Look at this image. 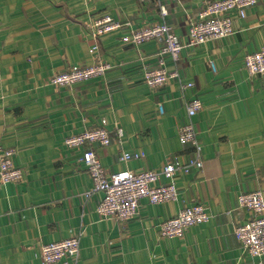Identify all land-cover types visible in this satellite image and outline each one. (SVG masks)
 <instances>
[{"label":"crops","instance_id":"0c3cea01","mask_svg":"<svg viewBox=\"0 0 264 264\" xmlns=\"http://www.w3.org/2000/svg\"><path fill=\"white\" fill-rule=\"evenodd\" d=\"M204 1L0 0V151L14 150L22 174L0 184V264H40L43 244L77 234L78 257H66L65 264H264V255L245 253L234 234L253 217L237 196L259 189L264 198V76L244 67L246 55L264 45V0L247 7L243 18L232 13L228 36L189 46V20ZM102 15L122 26L92 35L90 21ZM160 22L183 47L177 61H164L177 75L150 87L145 71L160 66L162 42L129 39ZM97 62L110 69L70 86L49 82L70 65ZM196 97L203 105L193 118L202 165L175 174L177 199L142 198L139 214L126 221L98 215L103 193L91 192L82 152L94 150L108 172L159 170L173 157L187 160L192 149L177 135L187 121L185 102ZM101 119L109 145L65 144V137ZM130 151L143 156L122 161ZM199 203L207 221L182 237L160 236L162 221Z\"/></svg>","mask_w":264,"mask_h":264},{"label":"built area","instance_id":"2783aa9c","mask_svg":"<svg viewBox=\"0 0 264 264\" xmlns=\"http://www.w3.org/2000/svg\"><path fill=\"white\" fill-rule=\"evenodd\" d=\"M140 2L148 0H139ZM259 0H205V7L194 20H189L187 34L188 45L205 43L213 38H223L233 32L232 13L243 18L245 9L258 3ZM165 15V9H161ZM122 24L114 20L111 15H102L90 21L92 35L100 36L118 29ZM156 39L162 42L158 55L160 66L153 70L145 71V81L150 87L162 86L176 72L166 71L164 61L170 56L175 62L179 58V51L183 47L180 39L174 34L166 22H160L150 27L132 32L130 41L140 44L144 41ZM94 45L90 52L96 49ZM213 67V64H212ZM244 67L252 75L264 76V45L259 51L246 55ZM110 69L105 62H97L93 65H70L61 73L54 74L49 82L55 86H70L79 81L89 80L104 75ZM190 88L193 83H187ZM203 107L199 98H192L185 102L187 121L178 130V139L182 144L190 145L192 155L187 160L173 157L159 170H121L108 172L101 164L100 159L92 149L82 152L80 159L84 162L88 174L93 182L91 192L103 193L96 206L97 213L103 218L130 220L139 214V200L145 198L148 202L157 204L166 201H174L178 197L174 176L177 172L190 171L191 168H199L202 165L201 144L197 139L193 118ZM162 110V108H160ZM106 119H101L95 128L83 130L77 134L65 137L64 142L68 147H80L86 143H98L102 146L110 144V134L106 128ZM116 135H123L121 127L116 128ZM14 150L2 149L0 151V184L20 181L21 170L14 166L12 157ZM142 152L130 151L120 155L122 161L132 158H140ZM162 177L169 178L165 184H158ZM237 205L251 211L253 217L245 224L234 228V234L239 239L245 253L253 256L264 255V198L262 191L257 189L250 193L237 196ZM209 219L206 207L196 204L184 207L178 213L162 221L159 226V234L162 238L182 237L185 230L192 225L200 224ZM80 234L66 237V239L51 241L43 244L40 249V264L64 263L66 257L74 261L78 257L80 248Z\"/></svg>","mask_w":264,"mask_h":264}]
</instances>
